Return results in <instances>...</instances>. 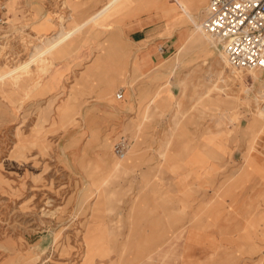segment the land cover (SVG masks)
I'll list each match as a JSON object with an SVG mask.
<instances>
[{
	"label": "rangeland",
	"instance_id": "1",
	"mask_svg": "<svg viewBox=\"0 0 264 264\" xmlns=\"http://www.w3.org/2000/svg\"><path fill=\"white\" fill-rule=\"evenodd\" d=\"M109 2L0 0V264H264L261 72L232 80L179 8L152 10L173 34L162 52L131 42L126 23L150 10ZM186 3L202 21L207 1ZM61 27L42 63L36 36ZM187 225L199 241L175 239Z\"/></svg>",
	"mask_w": 264,
	"mask_h": 264
},
{
	"label": "built area",
	"instance_id": "2",
	"mask_svg": "<svg viewBox=\"0 0 264 264\" xmlns=\"http://www.w3.org/2000/svg\"><path fill=\"white\" fill-rule=\"evenodd\" d=\"M202 27L215 38L231 66L259 70L264 83V0H207ZM121 97L118 92L117 98ZM126 149L125 138L114 143L117 157L122 158Z\"/></svg>",
	"mask_w": 264,
	"mask_h": 264
},
{
	"label": "bare ground",
	"instance_id": "3",
	"mask_svg": "<svg viewBox=\"0 0 264 264\" xmlns=\"http://www.w3.org/2000/svg\"><path fill=\"white\" fill-rule=\"evenodd\" d=\"M113 2H115V9L120 6L121 4H125L124 7L119 11L120 12V15L122 16L123 13L125 15L126 11H124L123 9L126 8L127 12L130 13V16H133L136 14V9H137V6H139V4H142L143 3V6H144V9L145 10H156V9H160L162 11H170L171 9L173 8H179L183 14L195 25V27H199L202 26V21H200V18L198 16H195L194 17V13L189 9L187 3H186V0H110L109 4L107 5V7H109L111 4H113ZM71 4V3H70ZM206 6V5H205ZM205 8V7H204ZM114 9V10H115ZM70 15L71 17L74 19V15L76 14V9L75 7H72L70 10ZM116 12V11H113V13ZM123 12V13H121ZM158 12V11H157ZM159 13V12H158ZM128 15V14H127ZM94 20V16L93 17H88L86 19H83L82 21H80L76 26H74L72 28L73 29H77L78 27L80 26H83L84 24L90 22V21H93ZM41 26H42V29H49V24H45L43 23V21L41 22ZM64 28V27H63ZM62 27L59 28L58 30H55L54 32L50 33L51 29L46 32L48 33L47 35L45 33H39L38 36H36V39L38 41V44L41 45V46H45V50L44 52H46V57L42 59V63L43 62H46L48 60H50V58H52V56H54V50H53V46L56 45L66 34H68L70 31H66L64 30ZM203 28V27H202ZM84 29V28H82ZM166 30V29H165ZM204 30V29H203ZM81 31V30H80ZM79 31V32H80ZM88 32V31H87ZM206 32V31H204ZM207 33V32H206ZM79 34V33H78ZM82 34V32H81ZM208 34V33H207ZM191 35V33H190ZM188 35V36H190ZM212 39L215 40V38H213L210 34H208ZM80 37V36H79ZM78 37V38H79ZM75 39V38H73ZM185 40V39H184ZM193 42L196 41V42H199L202 44V41H203V36L201 34H197L196 36H193L192 38ZM216 41V40H215ZM64 43V42H63ZM217 43V42H216ZM37 44V45H38ZM66 46V45H65ZM72 48V47H70ZM158 50L160 52H162L161 48L158 47ZM221 50V49H220ZM43 52V53H44ZM222 52V59L224 58V61H225V66L227 68H233L230 70V76H232V80H237V79H240L242 80L243 77L242 75L240 74L241 72V68H235L233 66H231L225 56V54L223 53V51L221 50ZM42 53V52H41ZM59 53V52H57ZM34 60H36V58L33 59V62ZM32 62V63H33ZM218 66L220 68V71L219 72V76L218 78H220L221 80L223 79V77H225V71H224V66L223 64L221 63V60L220 58L218 57ZM28 64V63H27ZM237 69V70H235ZM248 72H250V74L253 76V78H257L258 74H259V70H255V69H248ZM14 73V72H13ZM31 73L30 71V67L28 65H23L19 71H17V73L15 74V76H23V75H29ZM10 74V73H9ZM3 77V76H2ZM10 77V76H9ZM2 79V78H1ZM15 79V78H14ZM18 80V79H17ZM17 80L13 81L14 83L17 82ZM2 82V81H1ZM263 82V81H262ZM264 84V83H263ZM15 85V84H14ZM164 87H161V86H158L156 87L154 93L152 94L151 96V103L153 102L155 104V106L158 104L157 101H158V96H159V92L163 89ZM222 89V88H221ZM261 90V89H260ZM123 95V94H122ZM116 98H117V94H116ZM157 98V100L155 101V99ZM118 99V98H117ZM263 104V103H262ZM262 111H263V106H262ZM264 114V112H263ZM224 115V114H223ZM144 117V116H143ZM143 121V120H142ZM249 128H254V122L250 123L249 124ZM219 132H221V130H207L205 132V135L209 138V140L207 141L208 144H213V141H212V138L218 134ZM253 135V134H252ZM102 143L105 144V139H102ZM206 143V144H207ZM207 144V145H208ZM129 150V149H128ZM128 152V151H127ZM105 153V152H104ZM102 155V154H101ZM116 156V155H115ZM117 157V156H116ZM107 158V157H106ZM118 159H122V158H119L117 157ZM108 160V159H107ZM115 162V161H114ZM114 164H117V161L114 163Z\"/></svg>",
	"mask_w": 264,
	"mask_h": 264
},
{
	"label": "crops",
	"instance_id": "4",
	"mask_svg": "<svg viewBox=\"0 0 264 264\" xmlns=\"http://www.w3.org/2000/svg\"><path fill=\"white\" fill-rule=\"evenodd\" d=\"M207 1V0H206ZM89 16V14H88ZM204 16V14H203ZM124 20V19H123ZM203 20V18H202ZM158 22H162L161 20V15L158 12H154L152 10H150L149 14L147 15H142V17L139 18V20H133L130 23H126V26L124 28V32L128 33V38L131 42H141V41H145L146 40V45H149L148 43H151V40L155 41L158 40V42H160L162 45H160V47H167L169 45V40L172 38V35L161 39V35L163 32H165V29L160 27H157L156 24ZM147 40L149 42H147ZM152 41V42H153ZM154 47V46H153ZM153 47H150V53H148L150 59H151V55L153 54L152 50ZM162 50V51H163ZM147 51V50H146ZM152 61V59H151ZM148 63V62H147ZM146 65V63L144 64ZM202 155L204 156L203 152L201 150H199ZM206 156V155H205ZM204 156V161H209L210 158H208L207 156ZM207 158V159H206ZM182 181L184 180V177L181 179ZM183 238V240L185 242H194V241H199L201 238V235L199 233L196 232L194 227H189V225L187 226H182L180 228V230L177 232V234L175 235V239L178 240L179 238Z\"/></svg>",
	"mask_w": 264,
	"mask_h": 264
}]
</instances>
